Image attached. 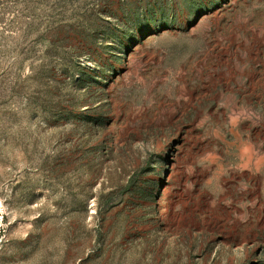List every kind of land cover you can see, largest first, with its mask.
<instances>
[{
	"label": "rangeland",
	"instance_id": "374dc122",
	"mask_svg": "<svg viewBox=\"0 0 264 264\" xmlns=\"http://www.w3.org/2000/svg\"><path fill=\"white\" fill-rule=\"evenodd\" d=\"M0 264H264V0H0Z\"/></svg>",
	"mask_w": 264,
	"mask_h": 264
}]
</instances>
